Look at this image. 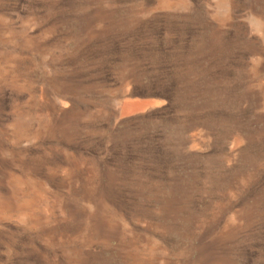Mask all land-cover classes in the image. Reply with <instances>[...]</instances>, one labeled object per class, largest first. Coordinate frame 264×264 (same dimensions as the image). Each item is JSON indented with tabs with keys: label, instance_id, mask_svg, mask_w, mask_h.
Wrapping results in <instances>:
<instances>
[{
	"label": "rangeland",
	"instance_id": "obj_1",
	"mask_svg": "<svg viewBox=\"0 0 264 264\" xmlns=\"http://www.w3.org/2000/svg\"><path fill=\"white\" fill-rule=\"evenodd\" d=\"M0 264H264V0H0Z\"/></svg>",
	"mask_w": 264,
	"mask_h": 264
}]
</instances>
